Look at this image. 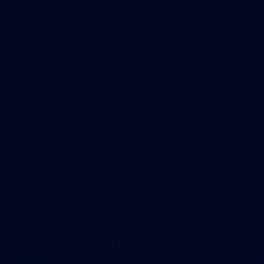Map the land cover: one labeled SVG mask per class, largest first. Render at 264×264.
Segmentation results:
<instances>
[{"label":"water","instance_id":"obj_1","mask_svg":"<svg viewBox=\"0 0 264 264\" xmlns=\"http://www.w3.org/2000/svg\"><path fill=\"white\" fill-rule=\"evenodd\" d=\"M0 133L264 175V0H0Z\"/></svg>","mask_w":264,"mask_h":264}]
</instances>
